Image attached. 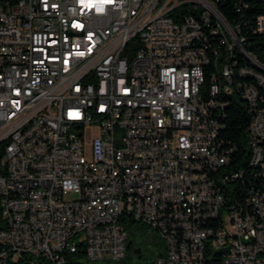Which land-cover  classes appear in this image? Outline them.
<instances>
[{
	"label": "built area",
	"instance_id": "2783aa9c",
	"mask_svg": "<svg viewBox=\"0 0 264 264\" xmlns=\"http://www.w3.org/2000/svg\"><path fill=\"white\" fill-rule=\"evenodd\" d=\"M250 32L264 14L230 25L214 0H0V264H138L124 216L160 239L141 264H264ZM233 100L247 169L221 136Z\"/></svg>",
	"mask_w": 264,
	"mask_h": 264
},
{
	"label": "trees",
	"instance_id": "16d2710c",
	"mask_svg": "<svg viewBox=\"0 0 264 264\" xmlns=\"http://www.w3.org/2000/svg\"><path fill=\"white\" fill-rule=\"evenodd\" d=\"M214 2L220 14L230 25H233L240 21L244 15H246L250 23L253 24L256 16L264 14V0H214ZM239 6L241 8L240 10H237ZM244 46L245 49L250 53L261 57L263 56V52L261 50H264V38L250 32L247 34ZM240 64H242L241 60ZM210 71H212V67H210ZM208 80L209 73L206 74V82H208ZM224 112L225 116L222 117L223 127L221 136H223L227 142H230L231 145L236 146V150L232 155L230 166L232 168L247 169L249 167L247 127L249 125L250 116L247 110H245L242 104L237 100H233V102L229 104ZM261 182L264 183V178H252L251 183L246 184L245 188L249 186V188L256 186L259 187V185H261ZM232 183V190L230 191L229 195L231 196V200L234 201L245 195L247 190L243 186H241V184L237 180L233 181ZM120 222L124 224L125 228L128 231L127 252L125 260L129 261L134 259L133 250L135 246L138 245L133 238L135 232L134 230L141 229L146 232V228L141 223L134 221L127 216L121 217ZM2 227L3 222L0 217V228ZM155 256L156 254L154 253V257Z\"/></svg>",
	"mask_w": 264,
	"mask_h": 264
},
{
	"label": "rangeland",
	"instance_id": "374dc122",
	"mask_svg": "<svg viewBox=\"0 0 264 264\" xmlns=\"http://www.w3.org/2000/svg\"><path fill=\"white\" fill-rule=\"evenodd\" d=\"M94 129H95L94 127L88 128V137L90 136V133L94 131ZM68 197H71V196H68ZM224 219L227 222L228 220L227 214L224 215ZM134 231L135 232H134L133 238L136 241V243L137 244L143 243L146 247L144 256L142 260L139 261V263L146 261L149 258H153L155 251L158 250L159 244L161 243L158 235L153 231L148 232L147 228H146V232H144L141 229H135Z\"/></svg>",
	"mask_w": 264,
	"mask_h": 264
},
{
	"label": "flooded vegetation",
	"instance_id": "af4514ba",
	"mask_svg": "<svg viewBox=\"0 0 264 264\" xmlns=\"http://www.w3.org/2000/svg\"><path fill=\"white\" fill-rule=\"evenodd\" d=\"M136 248L139 249V250H138V253H134V251H133V255H134L135 257H137V256L140 255V257H142V256L144 255V253H145V250H146L145 245H144L143 243H140V244H138L137 246H135L134 249H136Z\"/></svg>",
	"mask_w": 264,
	"mask_h": 264
},
{
	"label": "water",
	"instance_id": "95a60500",
	"mask_svg": "<svg viewBox=\"0 0 264 264\" xmlns=\"http://www.w3.org/2000/svg\"><path fill=\"white\" fill-rule=\"evenodd\" d=\"M138 248H136V249H134L133 251H134V253H138ZM141 257H140V255L139 256H137V259H140Z\"/></svg>",
	"mask_w": 264,
	"mask_h": 264
}]
</instances>
